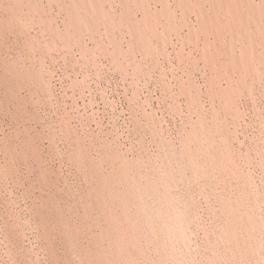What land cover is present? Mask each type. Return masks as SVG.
I'll list each match as a JSON object with an SVG mask.
<instances>
[{"label":"rangeland","instance_id":"1","mask_svg":"<svg viewBox=\"0 0 264 264\" xmlns=\"http://www.w3.org/2000/svg\"><path fill=\"white\" fill-rule=\"evenodd\" d=\"M0 169V264H264V0H0Z\"/></svg>","mask_w":264,"mask_h":264},{"label":"bare ground","instance_id":"2","mask_svg":"<svg viewBox=\"0 0 264 264\" xmlns=\"http://www.w3.org/2000/svg\"><path fill=\"white\" fill-rule=\"evenodd\" d=\"M5 166H6V165H5ZM2 167H3V166H2ZM1 169H3V168H1ZM1 169H0V170H1ZM2 171H3V170H2ZM8 172H9V171H8ZM4 174H5V173H4ZM2 176H3V175H2Z\"/></svg>","mask_w":264,"mask_h":264}]
</instances>
